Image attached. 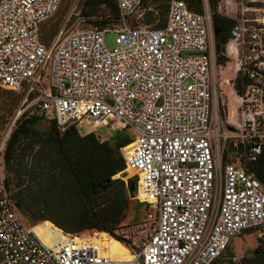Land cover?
Returning a JSON list of instances; mask_svg holds the SVG:
<instances>
[{"label":"built area","instance_id":"1","mask_svg":"<svg viewBox=\"0 0 264 264\" xmlns=\"http://www.w3.org/2000/svg\"><path fill=\"white\" fill-rule=\"evenodd\" d=\"M59 1L0 0V90L20 96L0 136V264H242L226 250L250 230L264 252V184L246 166L264 147V0H216L214 9L201 0L200 12L167 0L161 26L140 22L144 0H113L116 25L46 44L40 26ZM213 12L232 21L217 51ZM223 86L236 100L230 118L220 115ZM24 111L61 130L87 114L94 128L129 133L118 147L122 170L133 176L131 198L155 217L131 258L22 216L3 180V152Z\"/></svg>","mask_w":264,"mask_h":264},{"label":"trees","instance_id":"2","mask_svg":"<svg viewBox=\"0 0 264 264\" xmlns=\"http://www.w3.org/2000/svg\"><path fill=\"white\" fill-rule=\"evenodd\" d=\"M185 1L193 10L201 11V0ZM207 1L210 9H214L216 0ZM76 6L93 27H111L119 21L113 0H79ZM164 14L160 20L156 19V25L163 24ZM43 24L41 39L48 44L55 27L45 30ZM231 24L230 19L215 12L211 14L216 51L227 40ZM216 60L226 59L217 56ZM241 81L238 75L233 84L237 93L241 91ZM19 98L18 94H12L2 100L0 132L6 122L5 113L11 112ZM44 119L42 115L22 112L15 120L3 152V180L22 216L30 224L42 222L39 225L50 226L51 222L69 234L104 232L121 243H129L116 233L129 209H133L130 221L137 219L140 204L131 198L133 177L123 179L127 172L122 170L124 164L118 150L129 139L117 136L104 139L95 132L81 135L74 125L61 130L49 119L46 128L37 127ZM246 166L264 184V147L256 160ZM118 173L122 177L113 178ZM256 247L264 256L262 246Z\"/></svg>","mask_w":264,"mask_h":264},{"label":"rangeland","instance_id":"3","mask_svg":"<svg viewBox=\"0 0 264 264\" xmlns=\"http://www.w3.org/2000/svg\"><path fill=\"white\" fill-rule=\"evenodd\" d=\"M166 1L167 0H144L143 5L150 7V9H144L142 13V18L140 22L142 24H149L155 22L154 20L157 19L160 20L161 16L165 12L166 8ZM155 2V3H154ZM78 6L72 5V0H60L57 9L54 11V13L49 16L42 26L43 29L49 30L51 26H54V32L51 35V39L56 38L59 34H65L73 29H86L93 27L89 21V19H85L82 17L78 11ZM156 21V22H157ZM155 22V24H156ZM113 32L108 31L104 34V45L107 48H112L114 46L113 42ZM230 73L227 71H224L222 73V77L229 76ZM233 88V85H232ZM222 91V101H223V110H220V115L222 118L224 116H229V111H231V116H233V109L236 105V100L232 93H230V88L228 86H223L221 88ZM15 93H5L0 90V108H2V100L5 98L11 96ZM18 102L16 106L11 110L9 114H6L5 120L6 122L3 125V130L6 127V124L11 119L12 115L17 109ZM2 112V110H0ZM48 119L41 120L37 123V127L40 128H46L48 126ZM75 129L77 132L81 135L95 132L98 133L102 138L109 139L112 137H120V139H130V135L128 136V132L125 130H117L113 126L109 125L107 127H98L94 128L92 126V117L85 114L81 116V118L75 122L74 124ZM3 130L0 132V136L3 132ZM128 146H131V144H128ZM126 176H123V179H129L133 176L131 175V172L126 171ZM122 177V174L118 173L115 177ZM133 181V179H132ZM134 202V200H133ZM137 202V201H136ZM137 219L130 221V218L133 214V209H129L127 212V217L122 223V227L116 230V233L120 235L121 237L129 240V243H122L126 247H131L135 250V248H138L142 242L147 238V236L150 234L153 226H154V213L148 209L143 204H139L137 206ZM46 224V223H43ZM41 224V225H43ZM94 232L91 234L89 232L86 235H90L93 239V237L98 235H95ZM107 236H109L107 234ZM93 241H95L93 239ZM96 242V241H95ZM256 231L250 230L246 232L245 234L240 235L237 238H234L232 240L231 245L227 248L226 254L234 253L236 256H241L240 262L242 264H263V261H255L251 257L252 250L256 247ZM131 253V251L129 250ZM218 264H224L222 261H220Z\"/></svg>","mask_w":264,"mask_h":264},{"label":"bare ground","instance_id":"4","mask_svg":"<svg viewBox=\"0 0 264 264\" xmlns=\"http://www.w3.org/2000/svg\"><path fill=\"white\" fill-rule=\"evenodd\" d=\"M233 113V111H232ZM231 117V111H229V118ZM127 171V170H123ZM126 176V175H125ZM124 176V177H125ZM42 226V225H39ZM39 226H37L36 229H39ZM49 227L48 225L44 226L42 231L45 233L49 232ZM39 232V230H37ZM99 237L95 236L93 239L98 242L100 246L103 247V251L107 254H114L116 253L120 258L123 259H129L131 258V254L126 246H124L121 242L118 240L114 239L111 236H107L106 233L100 232V233H95V235H98ZM45 240V239H44Z\"/></svg>","mask_w":264,"mask_h":264},{"label":"flooded vegetation","instance_id":"5","mask_svg":"<svg viewBox=\"0 0 264 264\" xmlns=\"http://www.w3.org/2000/svg\"><path fill=\"white\" fill-rule=\"evenodd\" d=\"M251 257L255 260V261H260L261 258L263 257V253H261V251L258 250L257 247H255L253 250H252V253H251Z\"/></svg>","mask_w":264,"mask_h":264},{"label":"water","instance_id":"6","mask_svg":"<svg viewBox=\"0 0 264 264\" xmlns=\"http://www.w3.org/2000/svg\"><path fill=\"white\" fill-rule=\"evenodd\" d=\"M213 33H214V30L212 29Z\"/></svg>","mask_w":264,"mask_h":264}]
</instances>
